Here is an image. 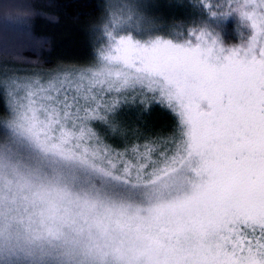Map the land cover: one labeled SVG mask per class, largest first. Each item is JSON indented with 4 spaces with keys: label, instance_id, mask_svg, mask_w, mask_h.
<instances>
[{
    "label": "snow or ice",
    "instance_id": "6c2138e0",
    "mask_svg": "<svg viewBox=\"0 0 264 264\" xmlns=\"http://www.w3.org/2000/svg\"><path fill=\"white\" fill-rule=\"evenodd\" d=\"M98 7L87 63L0 73V264H264V0Z\"/></svg>",
    "mask_w": 264,
    "mask_h": 264
},
{
    "label": "trees",
    "instance_id": "16d2710c",
    "mask_svg": "<svg viewBox=\"0 0 264 264\" xmlns=\"http://www.w3.org/2000/svg\"><path fill=\"white\" fill-rule=\"evenodd\" d=\"M14 2L0 0V47L12 53L0 57V71L11 67L51 69L70 58L80 60L89 53L87 33L103 15L98 7L101 0H33L35 12L27 25L4 22V15ZM160 13L168 15L169 11L162 8ZM26 28L35 38L33 42H25ZM5 116L4 107L0 104V119ZM129 116L130 120H135L134 115ZM149 117H157L153 121L147 119L156 127L170 126L173 122L171 115L163 114L159 109Z\"/></svg>",
    "mask_w": 264,
    "mask_h": 264
},
{
    "label": "rangeland",
    "instance_id": "374dc122",
    "mask_svg": "<svg viewBox=\"0 0 264 264\" xmlns=\"http://www.w3.org/2000/svg\"><path fill=\"white\" fill-rule=\"evenodd\" d=\"M111 2L113 4L119 5L123 1L122 0H111ZM90 59H91V56H90V51H89V53H87V55L85 57H82L80 60L79 59L76 60V59L70 58L69 61L62 62L61 64L56 65V66L70 67V66H74V65H81V64L87 63ZM45 70H48V69H39V68L24 69V68L11 67V68L5 69L3 71L1 70L2 72L0 71V73H2L3 76H5V75L7 76L9 74H15L17 72L32 73V72H41V71H45ZM156 118H150L149 117V118H146V119H152V121H153V119L155 120ZM128 119H130V116L128 117ZM159 120H162V119H159Z\"/></svg>",
    "mask_w": 264,
    "mask_h": 264
}]
</instances>
